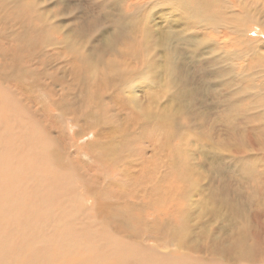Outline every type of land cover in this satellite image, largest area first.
<instances>
[{"label":"bare ground","instance_id":"6f19581e","mask_svg":"<svg viewBox=\"0 0 264 264\" xmlns=\"http://www.w3.org/2000/svg\"><path fill=\"white\" fill-rule=\"evenodd\" d=\"M121 1L127 4L125 7H129L127 14H131L127 19L122 12L116 13V18L122 22V30L119 31H122L123 44L114 46L116 39L114 40L113 35L118 30L112 21L111 27L116 31L114 34L110 33V37L107 35L108 42H101V48L109 53L108 56L98 59L91 54L92 65L78 59L69 73L55 75L51 80V86H58L60 93H56L57 89L54 87L48 92L49 87L46 88L45 84L48 83L49 86V82H44L45 87H38L46 88L47 93L31 96L34 102L32 110L43 119L44 129L52 134V141L56 143V150L51 152L53 165L62 167L65 157L74 165L77 163L87 166L88 163L84 162L83 157L90 155L93 179L89 189L92 190L90 194L85 193V197L92 203L93 212L100 210L108 219H116L117 223L125 226L124 235L137 233L127 229H135L134 224L140 222L138 225L146 229L148 241L155 239L173 242L184 237L186 247L182 248H199L202 259L209 260L213 253V256H224L232 263L235 259L242 261L246 256L248 235L237 234L241 231L236 227L234 229L237 232L233 233L231 218L226 217V214L229 212L233 215L236 210L230 211L232 206L229 199L238 201L234 181L239 180L242 175L263 187L262 193L259 191L258 194L264 198V155L256 161L247 162L244 166L250 169L243 173L241 158L248 151L239 155L238 141L232 138L237 136L236 133L239 137L234 125L238 118L242 119L240 123H246L247 126L264 125V35L252 37L251 34L258 23L255 7L264 0H152L153 7L158 8L156 12L159 20L153 18V30L148 27L147 38L144 32H139V28L152 20L142 14L149 7L150 0ZM168 1L170 9L162 7ZM20 3L19 0H14L15 5ZM250 3H254V6L248 7ZM251 9H254L252 13L240 19L242 11ZM4 10L6 11L3 9L2 12ZM164 10L168 11L164 13ZM163 15L168 16L169 22L166 26L162 23L158 26ZM46 21L47 19L45 23ZM239 21H243L246 27L239 28ZM162 27L165 31H162ZM105 29L102 31L105 32ZM60 55L59 52L57 58ZM208 65L210 73L207 72ZM50 67L49 69H53ZM196 67L204 69L202 86L180 87L179 78L190 80L193 77L191 70ZM116 73L125 74L122 83L114 77ZM148 74H153L152 79H149L154 87L142 95H137L139 91L136 82L144 80ZM254 79L255 82H251ZM39 82L35 81L36 84ZM133 82L136 83L134 89L131 87ZM204 84H207V88ZM239 86H244V89H238ZM121 93L130 94V99H126V102L129 100L132 108L120 102ZM208 94L213 97L207 99ZM190 98H198L197 102L201 100L200 106L205 108L208 115L220 114L212 122L214 127H206L202 112L197 111L198 109L196 114L192 112L194 109L191 110ZM245 98L246 102L238 104V101ZM124 100L123 98L122 101ZM214 103L218 104L217 111L213 108ZM52 113L57 119L68 117L71 126L78 128L71 140L81 139L86 133H83L84 130L88 133L92 130L96 132L94 142L83 147H74L72 141L67 148L62 143L57 122L51 120ZM254 116L260 119L259 123L254 124L251 121ZM252 127L248 129L255 132ZM53 133L57 135L54 136ZM201 136L208 143H202L204 138ZM115 173H120L121 185L106 179ZM125 182L133 186L123 191ZM218 185L222 186L221 190ZM237 185H240L239 182ZM242 185H245L244 188ZM242 185L238 187L245 191L246 183ZM118 186H121V190ZM230 186L233 187L228 192L225 188ZM217 196L219 198H215ZM128 197L135 203L129 204ZM194 197L195 201L190 202ZM263 203L260 199L255 201V205L260 206L259 210L263 208ZM151 211L154 214L152 226L144 221ZM236 215L239 216L237 212ZM250 225L249 222L248 226Z\"/></svg>","mask_w":264,"mask_h":264},{"label":"rangeland","instance_id":"374dc122","mask_svg":"<svg viewBox=\"0 0 264 264\" xmlns=\"http://www.w3.org/2000/svg\"><path fill=\"white\" fill-rule=\"evenodd\" d=\"M19 2L23 4L15 5L14 0L0 1V264H231L232 262L226 257L213 256V253H211L209 260L202 259L197 247L182 248L183 246L186 247L184 245V237L173 242L155 241V239H153L154 241H148L149 236H147L146 229L138 225L140 222L134 224L136 226L135 229H127L137 233L126 236L123 230L126 227L117 223L116 219H108V216L100 210L93 212L92 203L85 197V193L90 194L92 190L89 189L92 187L93 179L90 155L83 157L84 162L88 163L87 166L77 163L74 165L65 157L62 167L53 165L51 152L56 150V143L52 141V134L44 129L42 125V122L44 123L43 119L32 110L31 107L34 106V102L31 96L39 95L40 93V96L46 94L45 89L49 87V90L52 87L51 80L53 77L55 75L60 76L65 72L69 73L74 64L78 62V59H82L92 65L91 54L98 59L108 56L109 53L104 52L101 46L104 40L107 41V35L110 37V33L114 34L115 29L118 31L113 35L114 40L116 39L117 41H115L114 46L117 44H119L117 47L122 45L124 42L121 36L122 31H119L122 30L120 25L122 22L116 16L122 12L121 14H125L127 19L131 17V14L126 12L129 9V7H125L127 4L121 0H71L70 2L69 0H28V3L27 0H19ZM149 4V7H146L142 14L147 19L152 18V20H148L145 26L143 25L144 27L140 26L139 28V32H144L146 38L148 36V27L153 30V18L154 20L158 19L156 12L158 8L153 7L152 0H150ZM116 5L117 8H115ZM122 5L124 6L123 8L120 7ZM253 6L254 3H250L248 7ZM162 7L170 9L169 1ZM3 9H6V11L2 12ZM255 9L258 23L255 24L256 30L251 31V34L252 37H261L264 35V2L258 4ZM168 10H164V13ZM112 11L115 12H113L115 15ZM253 11L254 9L242 11L240 19H244ZM5 12H7V15ZM116 13L118 14L116 15ZM27 14L28 17L26 16ZM110 16L112 19H110ZM160 18L158 26H161V23L166 26L165 24L169 22L168 16L163 15ZM46 19L48 26L45 25ZM107 19L109 22L111 21L110 24ZM112 21L117 28L115 26V29L112 28ZM66 22L71 25H67ZM237 25L239 28L246 27L243 21H239ZM49 26L51 27L48 29L47 27ZM82 26L83 28L84 26L85 28L87 27L88 30L83 29ZM30 28L32 29L30 30ZM103 29H105V32L102 31ZM162 31H165L163 27ZM99 38L103 40L100 39V41ZM137 38L141 39V37ZM68 42L69 44H67ZM109 46L112 47L110 44ZM64 49L65 51H63ZM94 50L95 52H93ZM59 52L61 55L57 58ZM63 53L65 54L63 55ZM64 56H68V58L65 59ZM47 65L53 67V69L51 67L52 70L49 69ZM78 67L80 68V65ZM206 68L208 69L207 72L210 73L209 65ZM193 69L191 70L193 77H191L194 80L191 78V81V79L187 80L181 77L178 80L180 87L202 86L201 80L204 76L202 71L204 69L200 67H196L198 70ZM124 75L116 73L114 77H117L122 83ZM46 77L47 79H45ZM151 77H153V74H148L145 77L146 80L136 82L139 91L137 95H142L146 90L148 91L154 87V83L150 80L152 79ZM35 81H40L41 83L36 84ZM143 81L146 83L144 84ZM44 82H49V86L48 83L45 84ZM251 82H255V79L254 81L251 80ZM133 83L131 84L132 89H134L136 84L135 82ZM262 83L264 84V82ZM44 84L46 85L45 89ZM39 85L44 87H38ZM150 86L151 88H149ZM204 87L207 88V84H204ZM247 87L249 88L248 84ZM54 88L58 91L54 89L56 93H60L58 86ZM237 88L243 90L244 86ZM263 90H261V94ZM126 93L119 94V98H121L119 100L121 103L127 104V107L132 108L129 100L126 102V99H130V94L128 93L127 95ZM208 95L207 99L213 97L211 94ZM123 98L125 99L124 101H122ZM189 100L190 102L192 100L191 110L194 109L192 112L194 114L197 111L202 112V120L206 127H214L212 122L217 120L216 117L220 114L212 115L213 117L215 116L213 118L211 114H207L204 107L200 106L201 100H199L200 102H197L198 98H190ZM246 101L247 98L238 101V104ZM214 105L213 108L215 107L214 110L217 111L219 108L217 107L218 104L214 103ZM196 109L198 110L196 111ZM227 115L229 118L230 112ZM50 117L52 121L57 122L62 135V143L67 148L72 141L74 147L77 145L83 147L94 142L96 132L91 130L88 133L84 130L83 133L86 132V135H82L81 139L71 140L78 129L76 126H71V120L68 117L62 120L60 118L57 119L53 113ZM259 117L262 116L260 115ZM241 121L242 119L238 118L234 122L239 132V137L238 133H236L237 138L233 137L232 139L238 141L239 155L248 151L241 158L242 172L245 173L246 170L250 169L244 166L247 162L256 161L264 155V125L252 127L247 126L246 123H240ZM251 121L256 124L260 122V119L254 116ZM248 127L255 129V132L248 129ZM53 135L55 136L57 133H53ZM201 137L204 138L202 143H208L205 137ZM47 146L48 148H45ZM257 150H261V152ZM235 178H238V176H235ZM240 178L239 180L235 179L234 182L235 188H237L236 199L238 201L241 199V201L229 199L232 206L230 211L235 209L239 216L233 211V215L228 212L226 217L230 216L229 218H231L233 233L234 231L237 232L234 229L236 227L241 231V233L237 232V234L248 235V242L246 244L245 258L242 261L235 259L232 264H248L249 262L250 264H264V249H262L264 248V203L263 208L260 210V206L255 205L256 199L264 201V198L258 194L259 191L262 193L263 187H259L258 185L260 184L255 180L246 179L244 175ZM106 179L118 185L120 184V173L112 174ZM242 181L246 182L243 183ZM238 182L240 185H237ZM245 183L244 191L242 188L245 185L242 184ZM241 185L243 186L242 188H240ZM130 186L133 185L125 182L122 190L131 188ZM218 186L221 190L222 186ZM232 187L225 189L230 192ZM120 188L121 186H118L119 190H121ZM249 192L250 194H248ZM219 196L215 198H219ZM191 201H195V197ZM127 202L129 204L135 203L129 197ZM251 204H253V207H251ZM255 208L256 211H254ZM153 216L154 214L151 211V214L144 220L150 226L153 225ZM258 218L260 219L258 220ZM249 222L251 223L250 226H248Z\"/></svg>","mask_w":264,"mask_h":264}]
</instances>
